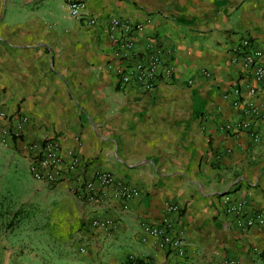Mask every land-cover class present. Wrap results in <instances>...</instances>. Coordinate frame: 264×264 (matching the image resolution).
Wrapping results in <instances>:
<instances>
[{"label": "crops", "instance_id": "obj_1", "mask_svg": "<svg viewBox=\"0 0 264 264\" xmlns=\"http://www.w3.org/2000/svg\"><path fill=\"white\" fill-rule=\"evenodd\" d=\"M66 1L0 0V112L26 119L0 143V264H264V112L233 108L230 94L246 101L253 87L264 108V77L252 81L234 56L247 37L264 64V0H77L92 27ZM112 18L143 24L131 52L115 45ZM152 50L171 79L120 88L116 72ZM12 125L0 117V140ZM48 139L64 172L52 185L28 171V145ZM72 156L80 164L65 172ZM98 172L138 196L87 200ZM226 194L260 221L236 228ZM167 205L179 210L169 218L182 257L142 229Z\"/></svg>", "mask_w": 264, "mask_h": 264}, {"label": "built area", "instance_id": "obj_2", "mask_svg": "<svg viewBox=\"0 0 264 264\" xmlns=\"http://www.w3.org/2000/svg\"><path fill=\"white\" fill-rule=\"evenodd\" d=\"M65 9L71 19L80 21L86 27H92L96 22V19L85 11L84 5L77 0H67ZM108 28L110 31L116 32L113 35V39L116 42L115 45L126 52H131L133 45L130 36L134 32H140L143 24L133 23L125 19L112 18L108 21ZM161 54L162 52L159 50H152L147 53V60L144 62L129 59L128 64L116 72L119 87L134 86L142 91L149 92L154 90L158 82L170 80L173 69L171 66H161ZM234 56L242 60L243 68L249 72V77L252 81L256 83L262 81L264 77V64L260 62L262 51L252 49L251 41L247 37L240 39L238 46L234 49ZM246 91L248 100L245 101L239 98V88L233 87L231 89L230 94L235 97L232 103L233 108H242L250 115L260 117L261 113L264 112V108L259 112L251 100L255 96L256 90L253 87L246 86ZM0 117L6 119L7 122H13L12 128L9 127L2 132L3 135L0 143L5 145L7 140L11 141L12 138L14 140L19 138L20 129L26 123V119L19 114L6 117L1 112ZM241 126L245 127L246 124ZM27 150L30 157L28 171L34 180L52 185L63 177L64 172L61 170V161L54 140L48 139L38 143H30ZM79 164V158L72 156L70 161L65 165L64 170L65 172H69ZM93 177V181L91 180L83 184L85 197L91 202L105 198L108 190L122 203H127L138 196V191L135 188L128 185L125 181L115 179L108 173L98 172ZM221 200L225 212L232 216V223L236 228L246 230L260 221V214H246L243 204L232 201L227 194L222 195ZM176 213H179L177 206L167 205L164 208V214L156 224H143L142 229L148 237L156 241L159 248L167 247L176 256L182 257L184 255L182 242L174 233L169 218L171 214ZM109 224L110 221H106V219H94L90 222L92 227H105ZM253 251L257 252L255 248Z\"/></svg>", "mask_w": 264, "mask_h": 264}, {"label": "trees", "instance_id": "obj_3", "mask_svg": "<svg viewBox=\"0 0 264 264\" xmlns=\"http://www.w3.org/2000/svg\"><path fill=\"white\" fill-rule=\"evenodd\" d=\"M11 140H14V138H12ZM128 264H130V263H128ZM136 264H143V263H141L140 261H136Z\"/></svg>", "mask_w": 264, "mask_h": 264}]
</instances>
